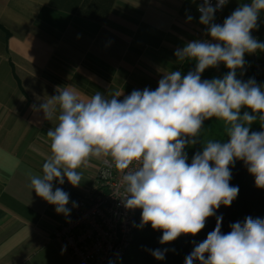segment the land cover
Listing matches in <instances>:
<instances>
[{
  "label": "clouds",
  "instance_id": "obj_1",
  "mask_svg": "<svg viewBox=\"0 0 264 264\" xmlns=\"http://www.w3.org/2000/svg\"><path fill=\"white\" fill-rule=\"evenodd\" d=\"M227 3L203 0L197 7L199 23L207 26L210 39L192 40L174 52L178 61H196L194 71L163 74L155 90H133L123 100L118 99L122 93L106 99L100 92L83 99L68 86L40 104L44 118L55 117L58 123L46 134L52 154L43 175L33 176L30 186L57 214L68 216L71 210L66 207L69 194L60 187L54 190L53 181L62 185L66 179L78 187L79 169L92 158H111L125 185L124 207L141 209L139 227L150 224L161 231V244L182 234L195 236L221 205H231L239 192L230 184L235 161H243L255 186L264 188V123L261 131H250L257 119L264 122V90L252 79L236 78L245 53L264 51V42L251 34L258 28L264 0H251L222 24L215 23V12ZM221 63L226 75L201 80L207 68ZM242 108L250 111L241 114ZM213 117L224 122L227 142L209 140L189 163L184 148L196 143L203 122ZM222 219L217 217L214 230L184 264H264V218L246 217L232 223L226 234ZM152 255L164 258L160 250Z\"/></svg>",
  "mask_w": 264,
  "mask_h": 264
},
{
  "label": "crops",
  "instance_id": "obj_2",
  "mask_svg": "<svg viewBox=\"0 0 264 264\" xmlns=\"http://www.w3.org/2000/svg\"><path fill=\"white\" fill-rule=\"evenodd\" d=\"M195 6V0H0V264H78L53 238L69 215L57 214L30 186L43 175L52 154L46 134L58 123L44 118L40 104L68 86L83 99L155 90L163 74L181 71L178 48L210 39ZM225 6L217 24L230 15ZM103 158L79 169L78 187L53 181L54 190L69 194L71 211L94 189Z\"/></svg>",
  "mask_w": 264,
  "mask_h": 264
},
{
  "label": "trees",
  "instance_id": "obj_3",
  "mask_svg": "<svg viewBox=\"0 0 264 264\" xmlns=\"http://www.w3.org/2000/svg\"><path fill=\"white\" fill-rule=\"evenodd\" d=\"M257 24L261 25V28L264 29V11L259 13ZM251 34L260 42H264V37L260 38L258 35V28L253 30ZM260 53L261 51L258 50L253 54H245V65L242 69L236 70V78L245 82L252 79L264 90V77L257 73L254 65L256 57H259ZM195 66L196 61L185 60L181 65L180 72L182 76L186 75L189 71H194ZM227 72L228 69L226 67H223L219 72H216V67H210L201 75L211 80L213 78H222ZM245 111L250 110L242 108L241 114ZM261 123L264 122L257 119V121L250 126V131H261ZM226 134L227 131L223 121L215 117L205 120L200 136L195 138L196 143L186 145L184 148L187 161L190 163L193 155L202 151L208 138L213 136L223 140ZM231 173L232 179L230 180V184L232 186H237L239 189L237 197L230 206L225 207L221 205L213 216L207 218L205 227L195 236L182 234L170 243L161 244V231L153 230L150 224L144 225L142 228L139 227L142 210L137 208L133 239L130 247L120 259L126 258L130 264H184L186 256L214 230L217 217H223L221 221V232L225 234L231 230L230 225L232 223L238 221L242 223L246 217L264 218V188H257L255 186V178L248 173L247 167L244 165L243 161H235L234 166L231 167ZM155 250H160L164 253V258L162 260H157L152 255V252ZM194 264H199V262L194 261Z\"/></svg>",
  "mask_w": 264,
  "mask_h": 264
},
{
  "label": "built area",
  "instance_id": "obj_4",
  "mask_svg": "<svg viewBox=\"0 0 264 264\" xmlns=\"http://www.w3.org/2000/svg\"><path fill=\"white\" fill-rule=\"evenodd\" d=\"M195 1L196 12L200 14L197 7L203 0ZM211 2L215 5L216 0ZM220 11L215 12V19ZM254 65L264 77V51L256 57ZM124 196L125 185L119 170L111 158H103L94 189L72 207L70 215L54 230L53 238L78 264H114L130 247L135 232L137 208H125Z\"/></svg>",
  "mask_w": 264,
  "mask_h": 264
},
{
  "label": "rangeland",
  "instance_id": "obj_5",
  "mask_svg": "<svg viewBox=\"0 0 264 264\" xmlns=\"http://www.w3.org/2000/svg\"><path fill=\"white\" fill-rule=\"evenodd\" d=\"M249 3H251V0H230L226 4L225 8L231 14L237 7L242 6L244 4H249ZM214 22L216 23V19L214 20ZM258 35L260 36V38H263L264 37V29L261 28V25H258ZM201 80H208V79L207 78H204V77H201ZM200 138H202V137H200ZM209 140L219 141L221 143H224V142H227L228 136L226 134V136L224 137L223 140H220V139L215 138V137L212 136V137H210V138L207 139V142ZM114 264H130V263H129V261L126 258H123V259L118 260Z\"/></svg>",
  "mask_w": 264,
  "mask_h": 264
}]
</instances>
